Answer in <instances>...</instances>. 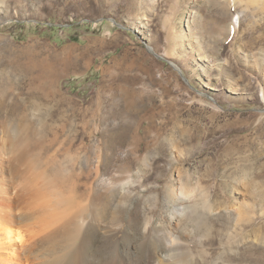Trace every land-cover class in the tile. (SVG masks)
<instances>
[{"label":"rangeland","instance_id":"1","mask_svg":"<svg viewBox=\"0 0 264 264\" xmlns=\"http://www.w3.org/2000/svg\"><path fill=\"white\" fill-rule=\"evenodd\" d=\"M1 1L17 230L80 237L83 264H264V0Z\"/></svg>","mask_w":264,"mask_h":264},{"label":"bare ground","instance_id":"2","mask_svg":"<svg viewBox=\"0 0 264 264\" xmlns=\"http://www.w3.org/2000/svg\"><path fill=\"white\" fill-rule=\"evenodd\" d=\"M2 3L3 2L0 0V6ZM152 50L153 49L149 47V51ZM21 139L22 138L19 133V127L16 124L11 122L3 127H0V264H24L25 260H28V258L31 256L33 257L34 264H83L81 261V255L79 253L77 243L80 237H44L42 239V242L46 240V243L49 244V251L48 253H45V251H40L38 239H35L31 235L28 236V228L25 229L23 225L19 226L18 230L16 228L17 218L14 212L11 211V208L9 207V205H13L14 203V196L10 193L11 185L10 181L5 178V173L7 169L15 168V170H17L19 168L18 164L16 166L15 162L19 158L15 160L13 155L16 150L21 148L23 150V153L28 151L26 144ZM15 170L12 171L16 173ZM15 195L19 200L25 202V196L23 195V193L17 194L15 191ZM191 196V188H189V186L181 187L179 190V194L173 193L171 199L173 202V210L175 212L174 215L183 216L186 214V209H191L192 211L197 209L199 203L196 200H193V196ZM3 204L7 206L6 208L8 210L4 209V207L2 206ZM28 205L29 204H27V206ZM106 211L107 204L104 203L96 213L94 220L99 221L103 219V217H105L106 215ZM20 217L28 220L29 218H32V215L31 213L25 214L24 211ZM189 218L194 222L196 227H199L203 223V218L201 216L193 215ZM73 221L75 220H72V222ZM84 222L85 221L83 219L81 224H77L75 226V234H78L80 232L81 226L84 224ZM67 225H65L66 229ZM63 230H65L64 227ZM88 230L89 229H86L85 231ZM176 231L177 230H171L169 232L170 236L165 237L164 241L158 240L160 249L162 251L168 252L174 244L176 245L180 242L181 237H179ZM19 243L22 244V248H19ZM172 258L175 257H171V259ZM184 258L185 255L179 256L178 262L183 261Z\"/></svg>","mask_w":264,"mask_h":264}]
</instances>
